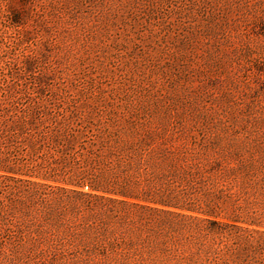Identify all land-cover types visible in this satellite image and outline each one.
Masks as SVG:
<instances>
[{
  "label": "rangeland",
  "instance_id": "rangeland-1",
  "mask_svg": "<svg viewBox=\"0 0 264 264\" xmlns=\"http://www.w3.org/2000/svg\"><path fill=\"white\" fill-rule=\"evenodd\" d=\"M237 251L264 252V0H0V264Z\"/></svg>",
  "mask_w": 264,
  "mask_h": 264
},
{
  "label": "trees",
  "instance_id": "trees-1",
  "mask_svg": "<svg viewBox=\"0 0 264 264\" xmlns=\"http://www.w3.org/2000/svg\"><path fill=\"white\" fill-rule=\"evenodd\" d=\"M90 186H91V188L93 190L94 189H96V190L98 189V187L94 183H91ZM80 193H82L83 195H86L88 197H99V196H101V195L90 193V192H80ZM224 225H225V227H223V229L224 228L226 229L227 227H230V226H237L239 228L242 227V226H240L238 224L229 225L227 223V224H224ZM215 250L216 251L217 250L218 251H223L224 247L223 246H218V247H216ZM229 252H230V250L226 251L225 255H227ZM217 264H219V263L217 262ZM226 264H264V252H262L260 254H257V253H255L253 251H247L245 253H241V252L237 251L236 258L234 257L233 260H229Z\"/></svg>",
  "mask_w": 264,
  "mask_h": 264
}]
</instances>
